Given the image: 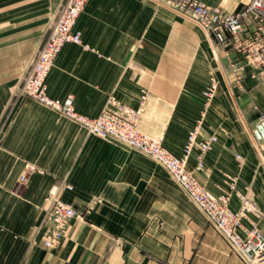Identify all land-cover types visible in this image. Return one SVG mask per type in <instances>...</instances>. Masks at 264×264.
<instances>
[{"label": "crops", "instance_id": "0c3cea01", "mask_svg": "<svg viewBox=\"0 0 264 264\" xmlns=\"http://www.w3.org/2000/svg\"><path fill=\"white\" fill-rule=\"evenodd\" d=\"M66 1L0 0V264H245L153 160L20 97L21 74L29 72ZM231 1L235 11L253 0ZM191 26L184 20H140V0H90L76 28L83 44L63 49L48 78L49 95L60 101L71 98L76 111L89 118L99 116L112 97L135 105L140 101V60L166 71L163 58L193 50ZM256 29L248 21L237 39L247 40ZM200 35L195 37L203 62L193 72L213 67L211 51L258 146L264 76L236 48L235 38L232 49L218 52L205 32L206 42ZM227 97L222 88L215 105L226 112L211 113L200 138H219L205 154L204 167L199 169L195 153L189 160L195 177L216 195L223 193L225 174L238 168L236 154L244 150L250 155L239 143ZM184 135L172 149L177 154L183 152ZM246 162L244 169L256 167V162ZM248 184L264 214V180L250 175ZM238 188L244 191L240 184ZM52 194L80 217L60 246L48 251L44 241L51 230ZM231 207L238 210L239 198H233ZM258 225L264 235V218Z\"/></svg>", "mask_w": 264, "mask_h": 264}, {"label": "built area", "instance_id": "2783aa9c", "mask_svg": "<svg viewBox=\"0 0 264 264\" xmlns=\"http://www.w3.org/2000/svg\"><path fill=\"white\" fill-rule=\"evenodd\" d=\"M88 1H66L51 34L25 79L20 96L32 99L61 117L75 122L90 135L113 139L159 163L205 213L210 226L233 253L245 264H264V235L257 225L251 227L245 225L251 213L262 215V211L252 202L249 194L241 193V207L235 211L231 207V194L228 192L214 194L187 168V157L193 151L192 146L197 140V132L191 134L186 146V156L177 158L165 148L162 137L154 138L143 131L140 109H134L113 99L99 116L89 118L76 111L71 98L60 101L50 97L48 78L63 49L68 45H82L81 35L76 28ZM151 1L195 22L209 36L214 47L215 42L219 46L227 41V32L234 37L238 36L245 28L247 20L254 22L256 32L248 37L245 43H239L238 47L264 76V0H253L248 6L229 16H223L218 10L208 8L198 0ZM260 125L264 128V120ZM200 149L199 169H202L204 167L202 156L210 149V144L202 143ZM27 178L23 176L21 180L26 181ZM68 189L71 190L72 187ZM50 203L47 218L51 230L44 241V246L46 250L54 251L60 246L72 222L80 215L71 204L64 202L55 194L51 195Z\"/></svg>", "mask_w": 264, "mask_h": 264}, {"label": "rangeland", "instance_id": "374dc122", "mask_svg": "<svg viewBox=\"0 0 264 264\" xmlns=\"http://www.w3.org/2000/svg\"><path fill=\"white\" fill-rule=\"evenodd\" d=\"M198 1L204 3L208 8H211L213 10H218L223 16H229L231 14L236 13L239 10V9L235 11L230 10L232 5L231 0H220L223 1L222 4L216 3V0H211V3L208 4L202 0H198ZM140 20H184L186 24H188V26L192 25L191 32L194 36L193 50L191 51V53H187V54L184 53L183 57H176V58L174 57L172 58V60L171 58L169 59L168 57L163 58L164 59L163 63H165L166 65L165 66L166 71H164V66H161V69H163V71L160 72L157 71L158 63L156 64V66H154L155 67L154 68L153 65L147 63L146 59L143 61L140 60V101L135 105L132 104L131 105L125 104V105L130 106L134 109H140L142 114L141 126L143 131L147 135L154 138L162 137L164 146L168 150H170V153L177 158H184L186 156V152H185L186 146L190 141L191 134L197 132L198 134L197 140L194 146H192L193 151L191 152L189 157H187L188 158L187 168L194 173V171H192L189 167V160L192 154L195 153L197 159H199L201 155L200 144L202 143L210 144V149L206 152L208 153L212 149L213 145L219 139L218 136H216V134L212 135L208 139L201 140L200 138L202 137L206 121L209 118L210 114L214 112H217V114L226 112L222 105H219L217 107L215 105L216 98L218 97V94L223 88L226 92V95L228 96L227 105L229 106V110L233 113L231 118L235 122V129L239 130L240 132V140L238 137L239 143L241 145L247 146V150H249L250 152V155H248V157L246 156V154H244V150L242 152L244 155L236 154L235 159L237 161L238 168L237 170H235V173L233 172V173L225 174V188L223 189V193L228 192L229 194H231L232 200L234 197L239 198L238 210L241 207V197H240L241 193L249 194L252 202H254L258 206V208H260L254 190L252 189L251 185L248 184V177L251 175V177L256 178L257 180L258 179L264 180V142L262 143L258 140L259 145L257 146V143H255V141L252 140V138L250 137L251 134L247 130L244 120L241 118L239 112L236 109V105L233 100L234 96L230 92V90L227 89L225 82L226 80H224L222 71L220 70V67L211 51L210 53L212 56L211 58L213 59V67H211V69L205 70L202 73L193 72L194 71L193 69H196L195 64H200V62H203V57H201L200 55V47H201L200 42L199 39L195 37V34H201L202 36L201 35L200 36L203 37L204 41L206 42V38H205L206 36L205 37L203 36L204 32L203 30H201L202 28H200L195 22L176 14L172 10L167 11L166 9H163L162 6L160 7V5H158L155 2H151V0H140ZM248 21L249 20L245 22L244 26H246ZM56 22L57 20H52V28H54ZM238 36L234 37L227 32L226 33L227 41L224 44H219L218 46V44H216L215 42L214 45L217 51L218 52L220 50L229 51L230 49H232L233 45L231 41L234 38L237 40L235 43L236 48H239L238 44L245 43L247 40L246 41H243V39L238 40L237 39ZM213 38L215 39L214 35ZM238 50H241V48ZM36 57L32 61V65L31 67H29V71L31 70L34 64ZM170 65H172L171 71H169L168 68L170 67ZM197 68L199 70L202 69L201 67H197ZM28 73L29 72L21 74V80H20L21 82L19 88L20 93ZM194 83H197L202 87L192 88L191 86ZM113 99H116L117 101L121 102L116 97H112L110 100ZM191 118L193 120H191ZM262 120H264L263 116L261 117V122ZM167 133L169 134L166 135ZM183 133H185L184 136H186L185 145L184 147L181 146L182 147L181 151L183 152L181 154H177L173 150H175L174 147L178 146V143L180 145L181 143L180 141H182ZM205 154L202 156V162ZM246 161L256 162L255 164L256 167L252 169H244L245 168L244 166L247 163ZM153 162L181 188V186L171 177L169 172L163 166H161L159 163H157L154 160ZM238 184H240V186L244 188V191L239 190ZM193 204L197 208H199V206H197L194 202ZM260 210L262 211L261 216H257L256 214L251 213L248 217V220H246V222H249L251 226L257 225L258 229L262 232V229L259 227L258 224L260 220L264 218L263 217L264 214L261 208ZM47 223H49L48 218H47Z\"/></svg>", "mask_w": 264, "mask_h": 264}, {"label": "water", "instance_id": "95a60500", "mask_svg": "<svg viewBox=\"0 0 264 264\" xmlns=\"http://www.w3.org/2000/svg\"><path fill=\"white\" fill-rule=\"evenodd\" d=\"M257 137H258V139L260 140V142H264V128L262 127V126H260L259 128H258V132H257Z\"/></svg>", "mask_w": 264, "mask_h": 264}, {"label": "bare ground", "instance_id": "6f19581e", "mask_svg": "<svg viewBox=\"0 0 264 264\" xmlns=\"http://www.w3.org/2000/svg\"><path fill=\"white\" fill-rule=\"evenodd\" d=\"M206 34V33H205ZM207 35V34H206ZM208 37V39H209V41L211 42V40H210V38H209V36H207ZM215 55L217 56V52L215 51ZM224 78H225V80L228 82V79H227V76L224 74Z\"/></svg>", "mask_w": 264, "mask_h": 264}]
</instances>
